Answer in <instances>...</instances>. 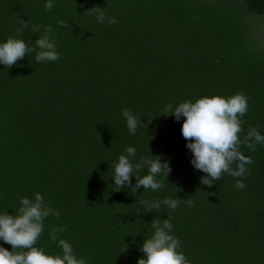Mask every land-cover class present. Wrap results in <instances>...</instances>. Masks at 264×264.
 Here are the masks:
<instances>
[{"label":"trees","instance_id":"16d2710c","mask_svg":"<svg viewBox=\"0 0 264 264\" xmlns=\"http://www.w3.org/2000/svg\"><path fill=\"white\" fill-rule=\"evenodd\" d=\"M46 2L0 0V43L14 37L36 48L51 25L60 54L37 62V48L12 68L0 64V214L15 215L21 198L40 193L60 215L44 219L37 246L62 254L65 239L86 264H137L151 221L169 216L191 264H264V145L241 147L253 161L244 190L226 173L207 187L181 134L185 118L165 110L243 93L241 138L249 127L264 135V39L253 21L264 20V0H53L45 10ZM93 8L104 23L85 13ZM19 20L28 27L18 33ZM123 109L142 120L134 135ZM128 147L136 148L133 164L150 155L170 162L164 187L114 185ZM147 172H134L132 186ZM166 198L182 201L175 210L140 203Z\"/></svg>","mask_w":264,"mask_h":264},{"label":"clouds","instance_id":"9594fccd","mask_svg":"<svg viewBox=\"0 0 264 264\" xmlns=\"http://www.w3.org/2000/svg\"><path fill=\"white\" fill-rule=\"evenodd\" d=\"M54 7L53 0H47L45 10ZM96 11L99 14L96 19L99 23L105 22V16L100 8H93L85 13ZM109 25L115 24V18H108ZM21 29L28 27V21H18ZM61 27L69 28L68 23L59 21ZM40 30V26H34L33 31ZM36 48H30L23 39L9 37L6 42L0 43V64L6 68H12L17 61L22 60L31 52L39 51L35 56L37 62H53L60 59L56 49L55 40L52 39L51 25L44 28V34L35 41ZM166 111L170 112L179 122L185 118L181 127L183 138L188 141L187 149L192 153L191 164L194 169L205 173L201 177V184L212 187L219 181L223 174L237 178L234 187L239 190L246 188L243 182L247 179L248 168L246 165L253 163L252 159L245 156L241 147L255 151L256 145H264V135L258 127H249L247 133L241 138L243 132L242 117L247 114L248 97L243 93L231 97L214 95L204 96L195 102L186 100L173 109L172 104L166 105ZM121 115L126 119L130 134H135L137 127L142 124L130 109H123ZM136 148L128 147L126 155H120L114 166V185L121 189L128 185L132 192H137L141 187L157 191L164 187V182L171 173L169 161L162 162L161 157L142 158L133 164ZM147 166V174L135 176L136 183L132 186L131 178L134 172H140ZM235 165V167H233ZM162 179H157V177ZM182 200L166 198L163 201H140L151 211L159 209L161 204L175 210ZM191 204V199L183 200ZM20 207L15 215L7 212L0 214V240L11 245L12 251L0 246V264H86L83 258H77L72 245L65 239L58 240V247L62 254H46L44 249L38 247V241L43 233V221L49 215L59 217V211L52 209L44 202V197L36 193L34 200L28 197L20 199ZM173 217L161 220L159 217L151 221L150 227L153 235L144 240L140 251L146 258L137 260V264H191L184 253L179 250L181 241L172 235ZM66 227H54L50 233L51 239L57 241V236L66 231Z\"/></svg>","mask_w":264,"mask_h":264},{"label":"rangeland","instance_id":"374dc122","mask_svg":"<svg viewBox=\"0 0 264 264\" xmlns=\"http://www.w3.org/2000/svg\"><path fill=\"white\" fill-rule=\"evenodd\" d=\"M253 21H254V23H256V25H258L259 31L262 32L261 35L263 36V39H264V20L255 19Z\"/></svg>","mask_w":264,"mask_h":264}]
</instances>
